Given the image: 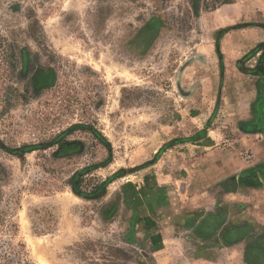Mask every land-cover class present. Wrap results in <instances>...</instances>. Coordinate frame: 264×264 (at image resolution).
Wrapping results in <instances>:
<instances>
[{
	"label": "rangeland",
	"instance_id": "rangeland-1",
	"mask_svg": "<svg viewBox=\"0 0 264 264\" xmlns=\"http://www.w3.org/2000/svg\"><path fill=\"white\" fill-rule=\"evenodd\" d=\"M258 141L264 0H0V264H150L140 201L221 150L232 216L261 225L214 259L264 264Z\"/></svg>",
	"mask_w": 264,
	"mask_h": 264
},
{
	"label": "crops",
	"instance_id": "crops-1",
	"mask_svg": "<svg viewBox=\"0 0 264 264\" xmlns=\"http://www.w3.org/2000/svg\"><path fill=\"white\" fill-rule=\"evenodd\" d=\"M261 145L264 146L263 141L254 143L257 154L261 151ZM221 151L202 154L198 157L197 161L205 163V166L196 168L194 174L198 180L195 187L186 185L184 179L178 180L165 175L166 180L171 179L165 181L168 182L167 185L160 183V188H151L143 201H140L143 207L141 212H136L135 223L140 222L139 224H142L140 227L146 228L144 230L150 234L149 237L140 240L143 242L142 247L149 257L150 264H183L181 261L183 257L191 259L190 264H217L214 252L216 249H219L218 254L225 251L226 239L232 237V231L238 229L241 234L237 237H249L250 232H247L246 226L261 225L257 221L260 218L257 217L251 224L248 222L246 208L239 213L237 221L232 216L230 207L232 205L228 203L231 202V199H228L231 191L225 180L229 179L232 173H240L241 163L237 159L234 161L235 155L231 151ZM214 156L218 158L211 161ZM256 157L258 158V155ZM232 162L238 164L232 165ZM200 177H205L206 183L201 185ZM218 182H222L221 187L219 184L214 188ZM194 191H198L196 196L190 198V194ZM201 194L206 197L203 198ZM221 197L224 199L223 202L219 201ZM170 210H173V213L172 211L171 214L168 213ZM260 213L255 216H262L263 212ZM183 216H186V221L189 220V222H182L179 219L174 221L175 218H183ZM163 220L166 222V227L162 225ZM169 222L171 225L177 222L182 231L168 235ZM127 239L133 245L136 244L134 237ZM220 256H224V253ZM146 262L149 264L148 261Z\"/></svg>",
	"mask_w": 264,
	"mask_h": 264
},
{
	"label": "trees",
	"instance_id": "trees-1",
	"mask_svg": "<svg viewBox=\"0 0 264 264\" xmlns=\"http://www.w3.org/2000/svg\"><path fill=\"white\" fill-rule=\"evenodd\" d=\"M195 1H197V0H195ZM230 2V0H223V3H229Z\"/></svg>",
	"mask_w": 264,
	"mask_h": 264
}]
</instances>
